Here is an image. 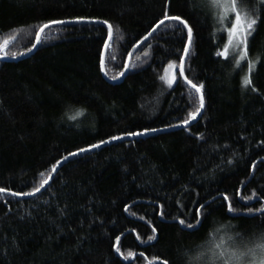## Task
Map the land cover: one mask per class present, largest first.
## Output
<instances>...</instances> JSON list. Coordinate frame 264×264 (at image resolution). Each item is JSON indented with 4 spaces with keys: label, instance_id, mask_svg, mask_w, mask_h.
<instances>
[{
    "label": "trees",
    "instance_id": "1",
    "mask_svg": "<svg viewBox=\"0 0 264 264\" xmlns=\"http://www.w3.org/2000/svg\"><path fill=\"white\" fill-rule=\"evenodd\" d=\"M166 6L193 29L185 75L205 85V108L186 128L169 125H180L195 110L198 95L178 68L172 89L160 80L187 44V30L177 22L161 26L135 50L122 80L110 82ZM256 9L264 19L259 0H246L243 11ZM78 16L114 25L104 56L108 76L99 68L107 26L98 22L53 26L28 58L0 61V187L31 191L39 173L47 178L68 152L145 127L166 131L70 158L36 196L0 194V264H147L141 252L191 264L209 247L210 232L216 242L242 233L253 247L264 234L255 211L264 206V23L249 45V59L259 58L252 74L257 92L241 86L247 61L237 68L231 58L216 56L227 42L221 31L227 24L218 23L207 0H0V43L11 41L8 58L20 56L41 23ZM81 109L83 116L69 119ZM201 133L204 139H197ZM252 191L260 202L244 199ZM201 204L210 215L201 217L199 231L180 226L179 219L195 223ZM151 235L157 239L148 241ZM117 246L134 255L125 260Z\"/></svg>",
    "mask_w": 264,
    "mask_h": 264
},
{
    "label": "snow or ice",
    "instance_id": "2",
    "mask_svg": "<svg viewBox=\"0 0 264 264\" xmlns=\"http://www.w3.org/2000/svg\"><path fill=\"white\" fill-rule=\"evenodd\" d=\"M207 3L215 7L219 10L217 15V21L221 25L227 24L226 27L221 28V31L226 34L227 42L223 44L222 49L217 50L215 53L217 57H221L224 60L235 61V66L239 68L242 62L247 61L248 72L242 78L241 86L247 90L251 87L253 92H257L258 89L253 85L252 74L255 68V63L259 62V58H257L256 62H253L249 59V45L252 39L254 38V34L257 32V29L261 23H264V19H261L259 15V9L254 10L253 12L243 11V6L246 4V0H207ZM259 4L261 7H264V0H259ZM175 21L177 22V27L182 26L183 29L187 30V44H185L182 48V55L179 57V63L176 61H170L164 69V75L160 76V80L164 81L169 89L173 88V85L177 84V76L175 70L179 69V76L183 78V82L190 89L194 90L198 95V106L194 111L188 113V117L181 121L180 125H169V127H188L191 122L196 121L197 117L201 115L202 110L205 108V96H204V88L205 85L203 83H194L192 79H189L187 75H185V64L186 58L189 56V49L193 40V29L189 25L187 19H184L182 15H170L169 7L166 6L163 12V17L155 23L151 30L147 32L145 36H143L142 40L138 41L136 47H139L145 41H148L150 37L161 28V26L165 25L166 22ZM84 22H92V23H101L107 26V39H105L103 43L104 49H108L109 41L113 38L114 25L107 20L97 21L90 20L87 17L78 16L71 20H48L45 23H41L38 29L35 32V42L31 45L30 48L27 49V52L30 53L34 49H36L39 45L43 43L42 37L45 34L46 30L52 28L56 25H66L70 23H84ZM11 43L10 40H4L0 43V59H4L8 57L7 48ZM151 45H149L150 47ZM135 51V48H134ZM27 53H21L20 55H25ZM133 55L132 52L128 53L129 59ZM145 56L149 55V53L145 52ZM12 59H16L15 54L11 56ZM139 59V57H137ZM124 71L119 73V77H124L129 70V64H122ZM131 67H136V65H131ZM99 68L100 71L104 73L105 76H108V72L106 71V61L103 54L99 56ZM119 77L112 76L110 79L116 80ZM143 107V106H142ZM83 109L78 110L75 115L69 117L70 120H77V117L83 116ZM160 131V129L145 127L142 131H127L122 135H114L108 138L107 140H100L97 143L90 144L87 147L79 148L77 151L68 152L67 155L62 157V160H57L55 164L51 166V171L48 173L47 178H44L45 173L40 172L39 176L41 177L38 185L33 186L31 191H10L9 189L0 187V194L8 193L11 196L15 197H26V196H36L41 192L42 189H45L46 185H49V181L52 179V174L57 172L58 166L62 167L63 163L69 161L70 158H75L82 154L91 152L94 149H100L102 146L110 144L114 141H122L126 137H139L143 135H147L150 132ZM197 139H204L203 133H201ZM264 144V141L261 142ZM224 148H229V145H224ZM233 159L227 160L229 165L233 164ZM255 168V165L253 166ZM239 194V193H238ZM256 199L257 202H260V197L258 196L256 191H252L251 194L244 199L248 202H251L253 199ZM222 200L227 201V212L235 213L236 209L233 207L232 202L226 194H222ZM214 202V201H213ZM210 207L211 205H207ZM223 206V205H222ZM163 205H160L161 211L160 216L163 218L166 214L163 211ZM206 205L201 204L196 212L193 214V220L195 223L189 221L186 223L184 219H179V225L183 226V228L191 229L193 232L199 231V228L203 226V218H207L210 213L202 212V209H205ZM125 212L128 211V206L125 207ZM260 213V218L264 220V206H261L259 209L255 210ZM248 213H253V208L248 207ZM236 218V217H231ZM140 219H144V217H140ZM175 219V217H173ZM236 227V226H231ZM156 228H152V232L156 233ZM219 231V230H218ZM209 236L212 237L210 241H208L209 247L205 250L200 251L197 255L191 258V264H200L201 261H204V264H264V234L261 235L259 242L255 243L253 247H249L244 242V237L242 233H235L233 235L228 236V240H224L223 237L220 238L219 242H216V237L213 233H209ZM137 240H140V236L137 235ZM148 241H155L157 239L156 235L148 236ZM228 241H232V244L228 247L225 245L228 244ZM117 245L120 243V236L116 237ZM143 242V241H141ZM243 247V250L241 249ZM115 251L120 253L125 260L129 259V257L133 256V253H128V255H123L120 247H116ZM143 257L147 264H169L168 260H161L159 256L153 255L150 259L145 256L143 252L139 254ZM205 257H208L207 261H205ZM249 258V259H246Z\"/></svg>",
    "mask_w": 264,
    "mask_h": 264
},
{
    "label": "water",
    "instance_id": "3",
    "mask_svg": "<svg viewBox=\"0 0 264 264\" xmlns=\"http://www.w3.org/2000/svg\"><path fill=\"white\" fill-rule=\"evenodd\" d=\"M35 42V41H34ZM110 42V41H109ZM135 48V50L138 48V47H134ZM134 48L131 50V52L134 54ZM37 49V48H36ZM36 49H34L32 52H30V53H28V52H26L27 54H25V55H20V56H17L16 57V59H12V58H4V59H0V61H3V62H16V61H20V60H22V59H25V58H28L29 56H31L34 52H35V50ZM105 52H106V49H104V47H103V50H102V54L105 56ZM132 57V56H131ZM130 60H131V58L129 59V57L127 58V60H126V63H130ZM104 74V73H103ZM122 78L123 77H119L118 79H116V80H110V82L111 83H113V84H116V83H118V82H120L121 80H122ZM182 78V77H181ZM183 79V78H182ZM203 111V110H202ZM202 114V113H201ZM201 116V115H200ZM200 116H198L197 117V120L200 118ZM196 120V121H197ZM196 121H193V122H191V124H190V126L192 125V124H194ZM178 128H186V127H182V126H178ZM162 131H166V130H160V131H156V132H151V133H158V132H162ZM143 136H145V135H143ZM126 138H134V137H126ZM125 138V139H126ZM58 168H59V166H58ZM58 170V169H57ZM54 174L55 173H53L52 174V177L54 176ZM50 182V181H49ZM26 197H31V196H26ZM21 198H23V197H21Z\"/></svg>",
    "mask_w": 264,
    "mask_h": 264
},
{
    "label": "rangeland",
    "instance_id": "4",
    "mask_svg": "<svg viewBox=\"0 0 264 264\" xmlns=\"http://www.w3.org/2000/svg\"><path fill=\"white\" fill-rule=\"evenodd\" d=\"M213 9H214V16H216V20H217V15H218L219 10L216 9L215 7H213Z\"/></svg>",
    "mask_w": 264,
    "mask_h": 264
}]
</instances>
